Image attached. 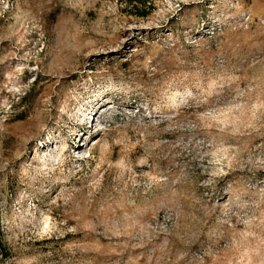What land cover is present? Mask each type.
Listing matches in <instances>:
<instances>
[{"label":"rangeland","instance_id":"rangeland-1","mask_svg":"<svg viewBox=\"0 0 264 264\" xmlns=\"http://www.w3.org/2000/svg\"><path fill=\"white\" fill-rule=\"evenodd\" d=\"M144 1L0 0V264H264V0Z\"/></svg>","mask_w":264,"mask_h":264},{"label":"trees","instance_id":"trees-1","mask_svg":"<svg viewBox=\"0 0 264 264\" xmlns=\"http://www.w3.org/2000/svg\"><path fill=\"white\" fill-rule=\"evenodd\" d=\"M128 4L138 12L139 15H145L146 10L144 9L147 5H145L144 0H127Z\"/></svg>","mask_w":264,"mask_h":264},{"label":"bare ground","instance_id":"bare-ground-1","mask_svg":"<svg viewBox=\"0 0 264 264\" xmlns=\"http://www.w3.org/2000/svg\"><path fill=\"white\" fill-rule=\"evenodd\" d=\"M86 122H87V121H84V122L80 125L81 129H86V128H87V126H86Z\"/></svg>","mask_w":264,"mask_h":264}]
</instances>
